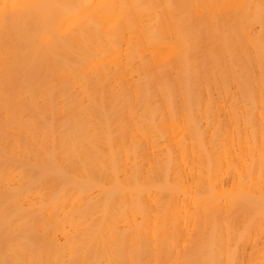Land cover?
I'll return each instance as SVG.
<instances>
[{"label":"bare ground","instance_id":"obj_1","mask_svg":"<svg viewBox=\"0 0 264 264\" xmlns=\"http://www.w3.org/2000/svg\"><path fill=\"white\" fill-rule=\"evenodd\" d=\"M0 264H264V0H0Z\"/></svg>","mask_w":264,"mask_h":264},{"label":"rangeland","instance_id":"obj_2","mask_svg":"<svg viewBox=\"0 0 264 264\" xmlns=\"http://www.w3.org/2000/svg\"><path fill=\"white\" fill-rule=\"evenodd\" d=\"M234 184H235V183H234ZM234 184L230 185V186H229V187H230L229 189H228V187H227L226 191H232L231 188L233 187ZM231 186H232V187H231ZM249 250H250V249L248 248L247 251H249Z\"/></svg>","mask_w":264,"mask_h":264}]
</instances>
